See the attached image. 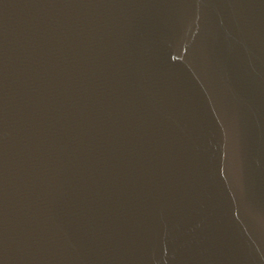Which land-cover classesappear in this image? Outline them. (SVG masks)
Returning <instances> with one entry per match:
<instances>
[{"label": "water", "instance_id": "1", "mask_svg": "<svg viewBox=\"0 0 264 264\" xmlns=\"http://www.w3.org/2000/svg\"><path fill=\"white\" fill-rule=\"evenodd\" d=\"M0 264H264V0H0Z\"/></svg>", "mask_w": 264, "mask_h": 264}]
</instances>
